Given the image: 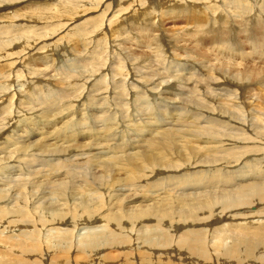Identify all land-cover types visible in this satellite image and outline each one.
<instances>
[{"label":"rangeland","instance_id":"374dc122","mask_svg":"<svg viewBox=\"0 0 264 264\" xmlns=\"http://www.w3.org/2000/svg\"><path fill=\"white\" fill-rule=\"evenodd\" d=\"M0 3H1L0 4V57H1L0 58V102H1L0 103V106H1L0 107V119L4 118V122L3 123L2 121L0 122V159H1L0 160V195H2V198L0 199V203H1L0 212L4 210H8L9 208H10L9 210H16V209L25 210L24 212H27L29 210L27 212L28 213L27 221H29L28 219H30V222H28L30 226L26 229L32 233L38 234L39 235V237L37 235L38 241L43 243L42 247H44V250H47V249L49 250L47 251V254L44 255V261L46 264H53V261L51 262V258H52L51 255L54 254L53 249H55L56 246L57 247L61 246L60 245L61 242L58 240L59 236L61 235H59L58 233H62L65 231L70 232L74 239V240L72 239L71 242L68 240L69 241L67 242L68 245H74L75 242H76L75 243L76 245L77 243L80 244L79 242H82L84 237L88 236L90 233L91 235L98 234L97 236L99 237H97V239H101V240H103V237L106 236V234L107 235L110 234L107 232H114L117 235L120 234L121 236L127 237L126 242L129 243L130 247L129 245L128 247L127 245H124L123 247L112 249L111 250L112 252L110 254L111 258H105L102 256L103 257L102 259L101 258L97 259L99 255L95 256L96 258L94 261H96V264L97 262L98 264L101 262H107L109 264H127V262H131V263L133 262V264L135 263L137 264V261H140L142 259V256H141L143 254L142 252H140L138 257L135 256L131 259L122 257L123 252L136 251L134 248L136 247L137 242L139 243V240L136 239L137 235H140V237H143L144 239L149 238L151 235L153 237L152 240H159V241L163 240V238H166L167 243H171V245L178 243V244H182L185 246L187 244L186 240L189 239V237H192L199 230L204 229L205 224H203L199 220H195L199 222L192 221L191 224H186L185 222L179 223L178 222L179 219H178L175 221V224H176V229H175L173 227L174 225L171 224V221L168 222L173 217H171L168 214H163V215L161 214V215H158V217H161L162 221L156 219L155 215L152 217V219H149L150 217L149 216L145 221H141L140 224H138L137 222L133 224L132 226V224L126 223L124 224L125 226L122 227L124 228V230H120V229H117V227L115 228L114 226H105L104 223L102 222H98L94 224H91V223L88 224L87 222H84L85 223L84 225L81 219L79 221H75L74 219L72 220V217H73L71 215L72 213H69V216H67V212H70L69 210L70 208L71 210L76 209V206L80 203L81 196L78 194V192L80 191L86 190L85 193L87 192L89 195L93 197L95 196L94 200L91 202L92 207L93 208L95 207L94 209L96 208L98 209L99 207L104 209L105 212H103V214H105L118 207L126 209V203L128 200L132 199L133 197L138 198V197H144V195H147L148 193L146 191H147V188H149L148 182L155 183V182H161L165 180H166L165 182H167L168 178L166 177H171V176L175 177V181H178L179 179H181V176L183 178L184 175L187 174V172H189L190 170L192 172V173L189 172L190 175H194L195 173L199 171H205V169H208L207 166L209 165H204L206 167H201L199 169L197 168L196 171L190 168V164L194 162L192 160L200 159L199 162L208 160V159L205 160V158H208V157L202 151H201L202 153L198 152L202 155L195 153L196 152L195 147L201 148V149H205L207 147L210 148L213 143L214 145L212 146V148H215L213 151L220 150V152L219 151L218 152L222 157L224 158L231 157L233 159H235V157H233V152L231 153V156L229 157L225 153L229 154L231 151L249 149L250 148L249 146H253V143L255 144V146H253V148L255 149L259 150V149L264 148V142H263L264 141V131L262 130L264 129V126L261 127V124L264 125V119H263L264 115L262 114V112H264V92H263L264 91V82H263L264 79L260 81L261 78H264V62H263L264 61V25H263L264 23V0H182V1L173 0L172 3L170 4H166L165 0H73L72 2L71 0H23V1L22 0H0ZM186 3H187V6L191 5L192 8L194 7L195 9H199V10L201 9L204 11L202 12L205 14V20H203L205 21V24L203 22L202 25L203 27L206 26L208 30L206 28L200 29L202 34L204 33L203 30L206 29L205 35L204 34L203 35L201 34L202 36L200 35V38L202 39V41H199L201 40L200 38H197V37L194 38L190 36L189 35L191 34L190 31L186 29L188 26H191L192 30H194L195 22L193 21L192 12L191 13L189 12L190 15L188 14V16L186 13H185L186 16H184L183 14L180 19L177 17L175 7L180 5L179 8L184 9L185 7H187ZM38 6L39 8L44 9L42 11V14L50 13L53 11H61V10H64L65 7H69L71 11L75 10V13L71 16L65 13L64 15L60 17V19L57 18L56 20L48 19L49 20L48 21L46 19V21L45 20L40 21V19H38L36 15H34L36 13L35 9H37ZM145 7L149 8V10L145 11V13L146 14L147 12L150 13L151 21L157 24L163 25V28L165 31L163 33L167 36V40L171 38H175V37H180L178 39L183 38L185 42H180L178 44L177 40H174V43H176L178 46L176 45L177 48L175 49L174 47V49L171 52L169 45L166 43V40L161 36L162 37V48L159 49L161 50V51H158L159 53L156 51L157 52L156 54V52L154 53V51H152V54H151L150 53L151 51L148 48H145V50H147L145 51L143 47L144 43L143 42H142L143 44L138 43V41H136L135 38L133 37L134 32L136 33V31L130 33V31H132L131 28L135 25H138L137 20H140L138 18V12L140 10H144ZM172 7L175 9H173ZM98 9L99 11H97ZM104 9H106V14L110 15V17L113 15V13L119 15L117 16V18H114L115 20H118L120 22V20L122 19L121 21L122 23H120L121 25L112 23L114 24L113 31L117 30L119 26H122V28L118 30L119 32H121V34L119 33H118L119 35L113 34V31L111 30L113 34L112 35L111 32L107 30V27L104 26L105 27V28L103 27L104 29L100 28V23H101L100 17L102 16L101 11ZM139 14H142V13H139ZM222 14H224L223 16L226 17L227 34L228 33L230 34L228 36L229 41L232 44V46L234 45L233 46L234 50L236 49L235 53L239 51L238 53L234 54L232 58L231 57L228 58L229 62H226V65L225 63L224 64L222 63L224 62V60H222L223 56H220V58L222 59L219 58V55H222L221 52L218 55L219 50H220L219 49L220 44L219 43L217 44L215 42H210L211 41L210 35L212 36V33H213V31H211L210 29H212L213 27L214 28L216 27L217 29L222 28V26L218 24H214V23L211 24L210 18L211 16H213L211 20H214V17H218ZM191 15L192 17L190 18ZM243 15L245 17H243ZM188 18H190V20ZM208 19L209 21H207L206 23V20ZM242 19H243V22H240ZM244 19L246 21H244ZM248 19L250 21H248ZM256 19H258L259 25L255 27V31H253L252 30L253 24H254L253 22ZM65 22L66 23L71 22V23L66 24ZM228 23L230 26H232L231 31L229 30L230 26L228 25ZM160 25H157V26L160 28ZM130 26L132 27L129 28ZM242 26L243 27L246 26L244 28L245 30L242 29L243 28ZM122 29L129 33L126 34ZM238 29L241 31H239ZM233 30H235L237 33L234 32ZM103 31L104 33L107 32V34H105L104 37L100 39V37L103 35L102 34ZM248 31L249 32L252 31L255 36L254 38L251 39V41L249 39V36L251 33H249ZM182 33L183 34L185 33L186 35L185 34L183 35ZM207 34H210V35H207ZM111 35L113 38L111 37ZM239 35L240 36L242 35V36L240 37ZM236 36H238V38ZM128 38L131 39L132 42ZM140 39L142 38H139L138 40ZM252 40L255 42L254 48H252V45H251ZM236 41L239 42V45L238 43H236ZM248 42H250V44H248ZM5 43H8V45L6 47H2L3 44ZM181 43L183 44L181 45ZM185 43H186V46H185ZM194 43L196 45H194ZM201 43H202V48H200ZM260 45L262 46L260 47ZM131 47L133 49H131ZM163 47L165 48V50L163 49ZM206 47L208 48L206 49ZM256 47L258 48L260 47V49ZM183 48H185L186 50ZM197 49H199V51ZM163 50L164 52L162 53ZM210 50L213 52H211ZM259 50L263 54L260 53ZM200 52H201V55L198 54ZM146 53H148V56H146L147 55ZM160 53L164 55L162 54L160 55ZM154 54L158 56L156 55L154 56ZM191 55H193V57ZM249 55L251 56L249 57ZM205 56H207V58ZM161 57L162 58L164 57V59H161ZM149 59H150V62H149ZM207 59H210V61ZM216 60L218 61V63ZM230 60L232 61L231 64H230L231 62ZM246 60H248L249 62ZM163 62H165V64ZM250 62L254 64L252 65L250 64ZM106 63L108 64L106 65ZM237 63L240 65L243 64L244 66L238 67L236 66ZM118 64L119 65L121 64V65L118 66ZM211 64L212 65L214 64V65L211 66ZM219 64L223 68L226 67L225 70H223L224 72L221 71L222 68L220 67ZM247 64H248V69L246 68ZM111 65L113 66V68L115 67V70L112 68ZM232 66L234 67L235 70L232 69L233 68ZM119 67L123 69L122 73L124 74V76L118 75V77L117 76L115 77L114 75H117L116 73H118ZM214 67H217L216 69H221L219 70L222 74L221 76H220L219 71L216 70ZM227 67H230V68L228 69ZM109 68L111 70H109ZM209 68H210L211 73L209 71ZM129 69L131 70L129 71ZM257 69L261 71H258ZM140 71L144 77L141 76ZM212 72L214 73L212 74ZM228 72L231 73V75ZM139 74L140 76L137 77ZM232 74L234 76H232ZM112 76L114 78H112ZM201 76H202V79H201ZM208 76H210L211 78ZM243 76L245 78L243 81L245 82V84L249 83L248 85H244L243 81L241 82L240 78L242 79ZM3 77L6 78V80H4ZM227 77L230 78V81L228 80ZM247 77L249 78V81ZM219 79L220 81L217 82ZM118 80L120 84L117 82ZM195 80H196V83H195ZM235 80L237 83L235 82ZM192 82L194 83L192 84ZM228 82H230V84H227ZM189 83H191L193 87H191ZM207 84L208 85L210 84L209 85L210 87ZM21 85H23V87ZM136 86L138 89L136 88ZM249 86L251 89L248 88ZM2 87L5 89V92H3L4 89H2ZM243 87H246L247 89L246 88L244 89ZM162 90L165 93H169V94H165ZM250 90H254L255 93L253 91L250 92ZM260 90L261 91L263 90L262 91L263 93H261ZM81 91L83 92L81 93ZM258 91H260V93H258ZM58 92H60L59 93L60 96L58 95ZM203 92H205V94ZM5 94L8 96H6ZM63 94L65 96L67 95L66 96L67 99H64L65 97ZM29 95L30 97H28ZM222 95H225V96L222 97ZM1 96L4 99H2ZM97 96L99 97L98 100H97ZM27 97L30 99H28ZM204 97H208L209 99L208 98L206 99ZM73 98H75L76 100H74ZM196 99H197V102H196ZM69 100L72 103L71 102L69 103ZM104 102H105V105H104ZM226 102H229L230 104L229 103L226 104ZM7 103H9V106H7ZM255 104H257V106ZM15 105L16 106L18 105V106L16 107ZM6 107L8 108L5 110L7 111V114L6 112L4 113V108ZM94 107L96 109H94ZM236 107H239V108L235 110ZM64 108L67 109L68 111L66 110L64 112ZM220 109L224 111L222 112L220 111ZM18 110H21L20 113L22 115L24 114L25 117L19 116L21 114L18 113L19 112ZM58 110H61L63 112H60ZM48 111L50 112L52 111L51 114ZM56 112H60V113L56 114ZM60 114L61 115L64 114L63 115L64 119H63V116H60ZM16 115L18 116L16 117ZM254 115H256L257 118L259 116V118L256 119ZM29 116H32V117L29 118ZM181 116L182 117L184 116L185 118L184 117L182 118ZM66 117H68V119H66L67 123L64 124V122L66 121L65 120ZM253 117L256 120L261 119L260 121H263V122H261L260 124L259 123L260 121L256 122V120ZM252 118L254 120H252ZM25 119L26 121H24ZM179 120H180V124L178 123ZM7 121L9 125L11 124L10 126H8ZM23 121L26 124L23 123ZM54 122L56 123V129H57L56 132L50 129V127L54 124ZM217 122H220V124ZM37 123H39L38 126H37ZM138 123H140V125ZM257 123H259L258 124L259 127ZM15 124L16 126H14ZM28 124H29V127H28ZM223 124L226 126H224ZM76 126L78 127L77 129H76ZM187 126L189 129L187 128ZM242 126L244 128H242ZM237 127L239 128V130ZM162 128L165 130L166 134L167 133L172 134L174 132L176 133V134L174 133L175 136L172 135L174 145L172 148L166 146L156 153L154 152V150H152L153 152L152 153L151 150L148 148V144L153 143V142L157 144L161 141V139H163L165 132L164 134H162L161 131H164ZM166 128H168L169 130L166 131ZM194 128H196V130ZM22 129H24L27 132V134L24 133L25 131H23ZM62 130L64 132V135H63ZM246 130L247 132H244ZM41 131L43 133L41 137L43 135L44 137H42L41 139L38 138V136L35 137L37 132H41ZM48 131H52L53 133L47 134ZM59 131L60 133H58ZM218 131H220V133ZM156 132L157 133L159 132V134H157ZM243 132H244V135H243ZM28 133H31V134L29 135ZM130 133L132 134L130 135ZM232 133L233 135H231ZM18 134L20 135L21 138L19 137ZM53 134H55L56 136ZM189 134H191L190 139L187 137ZM255 135L256 137H254ZM201 136L203 137V139ZM208 136H211V137H208ZM230 136L235 141L232 140ZM246 136L248 138H246ZM29 137L30 139L27 140ZM54 137H57V138H54ZM238 137H239V140H237ZM37 138L39 142L41 141L40 143L37 142ZM188 139L191 141H189ZM249 139H253L254 141H251ZM186 140H188L189 142H186ZM27 141H31V143L33 141H36V143L29 144V142ZM201 141L205 144V146H203L204 144H202ZM248 141H251L250 144ZM49 142L51 146L49 145ZM65 142H68V144ZM224 142L226 143V145ZM233 142H236V144ZM54 144L56 147H54ZM232 144L234 145V150H233ZM217 146L218 148H216ZM247 146L249 148H247ZM121 147H122V150H120ZM230 147L232 148L231 151H229L231 149ZM177 148L179 149L181 153L183 152L182 153L183 156L179 154ZM224 149H226V151ZM146 151H148V153H146ZM234 153H237V152H234ZM72 154H74V156ZM143 154H146V156L141 157ZM147 155H154L155 158L153 157L151 160L149 157H147ZM220 155H219V158L221 157ZM27 157L29 160L30 159L32 160L33 158L35 160L33 159L32 161L31 160L29 161L27 160ZM185 157L187 158V160ZM217 157H218V154H217ZM190 158L192 159L190 160ZM251 158L253 159L254 157L251 156L250 159ZM113 159H115V161H113ZM174 160L177 161V164H173ZM148 161L158 162L157 164H160V167H166L169 164H172V166L170 165L171 168L168 167L165 169L158 168V169H161L159 172H154L153 174H150L149 168L151 169V167H153L154 169H156L154 165H157V164L153 163L152 165ZM28 165L30 167H27ZM223 165H226V164H223ZM258 165L259 164L252 163L253 169L262 170V168H260L261 164L259 166ZM263 165L264 164H262V166ZM52 166H54L53 168L54 169L56 168L58 172L54 170ZM227 168L225 167V170H227ZM125 169H127L126 175H125V171H126ZM172 169L174 170L172 171ZM229 169L227 170V172L224 171L225 173L220 172L221 174L223 173L222 175L211 174V177L212 178H228L225 176V174L228 176H233L238 173L242 174L240 170V166L234 167V168L229 167ZM66 170L68 172H66ZM118 170H123V171H121V173H118L116 172ZM168 171H171V172L169 173ZM172 172L173 173L175 172V173L173 174ZM69 177H71V179ZM192 177L193 176H190V178ZM209 177L208 179H211ZM118 178L121 179L120 183H116L120 181L118 180ZM228 180L230 179H227L224 181L229 182ZM29 181L32 183H30ZM41 182L43 184H41ZM52 182H56V183L62 182L65 185L64 192L61 194L55 195L53 193V190L51 189ZM77 183L79 187H77ZM182 185L183 184L180 185L181 186L180 188H176L174 190L172 189L173 192L172 190H169L170 191L169 192L167 188L165 191L168 193L164 191L165 189L164 188L163 189L164 192L162 196L171 197L172 195V198H175L176 195L182 194L180 192H183V190H187V189H184L186 186L185 185L182 186ZM19 186H21L22 189L20 188L18 189L17 187ZM78 188L80 190H78ZM46 189L47 190L49 189V190L47 191ZM204 190L210 191L209 189H204ZM174 191L176 193H174ZM169 193H172V194L169 195ZM196 193L200 194L201 191L198 190ZM72 194L75 197L74 199L72 198L73 197ZM14 195L16 197H14ZM50 195L51 197H48ZM218 195H220L219 192H218ZM38 196L40 198H38ZM41 196H44L45 199H43ZM19 197L20 199H18ZM82 198H83V195H82ZM104 198H106V200ZM172 198L170 199L172 200ZM16 199H17V202H15ZM56 199L57 201L58 200L60 201L57 202ZM152 199L154 200V198ZM75 203L77 204L75 205ZM104 203L106 206L104 205ZM136 203L133 202L132 204H136ZM152 203L156 204L155 201ZM63 204H66L65 207L63 208L67 210H64V209L61 210L62 213L65 212L63 222L61 221V224L58 225L56 222L54 223L53 221V223L51 222L52 224L48 222L49 223L48 225L42 226L39 223L43 221L41 219L43 217H44L43 218L44 220L46 219L48 220L50 216L49 215L50 212L54 211L52 210L53 206H54L53 208H60V207L62 208ZM113 204H114V208H112ZM2 205H4L5 208ZM5 205H7L8 207L7 209ZM72 205H74V207ZM257 205L254 203V204H251L252 207L249 206L247 208L244 207V208L237 209L235 211L233 210V213L231 214L228 212L229 213L228 215L233 216L235 219H241L242 221L249 220L252 214H255L257 210H261L263 209L262 207H264V206L261 207L259 204ZM37 206H39V208H37L38 210L35 209ZM45 209H47L48 212H46ZM159 209H163V208L159 206ZM32 210L35 213H33ZM38 212H42L43 214L44 213L46 214L43 215L42 213H38ZM262 214H264V211L262 212ZM247 216H249V218ZM256 217L258 216H255L254 218ZM7 218L10 223L8 222ZM7 218L1 219L0 217V242H5V243L11 242L12 238L22 239V236L24 235L23 233L26 232L25 228L24 227L22 228V226L18 227V225H16L17 222L19 221L16 222L15 219L12 221L10 217H7ZM68 218L70 220L69 222H68ZM234 218H231V219L235 220ZM5 221L7 222L5 223ZM163 221H167V222H163ZM262 221H264V219ZM13 223L16 225V227H14L15 225ZM8 224H11V225H8ZM80 224L81 226H78ZM7 225H8V230H7ZM83 225L85 227H83ZM141 225H143L142 228H141ZM221 225H223V223L220 224L219 226ZM130 227H132L133 230ZM58 228H60V230ZM139 228H141L140 230H144L146 232L142 234V231L138 230ZM205 229L203 231H205ZM62 230H65V231H62ZM130 230L132 231L130 232ZM128 231H129V235H128ZM56 232H57V237H56ZM205 234L206 235L202 236V238H204L202 241V245L204 246V249L206 251V257L207 255H210L211 259L210 258L206 259L205 257H203V259H200L199 262H194L192 261V259L182 258L179 255L169 256L168 254H166L167 252H164V250L162 251L160 249H157L158 252H155L152 254V259L154 261H158V259L163 261L160 264H223V258L217 260L216 257H218V255H216V253L219 254L222 251L227 252L228 250L234 251L231 248L234 246L235 244L234 240L236 238L234 237L232 238L228 236L227 241L223 243L222 240L219 238L218 233H217L218 235L216 234L214 237L209 236L207 233ZM45 240H48L49 242L48 241L45 242ZM90 240H93V238ZM152 242L153 241L148 240L144 244L147 245V244H151ZM207 244L210 245V248H209V245ZM224 244H226L227 248L224 246ZM50 245H52L54 248L51 247ZM144 247H147V246H144ZM1 248L2 246L0 245V249ZM40 249H41V252H39V254L34 253L33 255L23 257L22 260L25 261L24 263L31 264L30 262L35 261V260H38L40 262L42 260V257L40 254H43V251H42L43 248H40ZM100 249H101V252L105 254L103 247ZM210 249L211 251H209ZM144 251H147V248H145ZM70 252L73 254L71 256H74L76 254L73 251V249L70 250ZM150 253H151V250H149L146 253V258L148 257L149 259H151ZM255 253H256L255 254L256 256L257 252ZM16 254H17L16 256H20L19 253H16ZM67 256L69 257L70 255L67 254ZM226 256L227 257L229 256L228 253ZM255 256L253 255L249 258V260L252 263L254 261V264L255 262L256 264H264L263 261L256 259ZM239 259L241 261L245 260L246 262L243 261L242 263L239 261ZM14 260L15 258H13L9 262H12ZM228 260L230 259L228 258ZM64 263H66V260L64 261ZM230 263L247 264L249 263V261L247 260V258L244 259V257L240 256L239 258H234L230 260Z\"/></svg>","mask_w":264,"mask_h":264},{"label":"bare ground","instance_id":"6f19581e","mask_svg":"<svg viewBox=\"0 0 264 264\" xmlns=\"http://www.w3.org/2000/svg\"><path fill=\"white\" fill-rule=\"evenodd\" d=\"M23 1V0H22ZM73 0H71V2H72ZM172 1L173 0H165V3L166 4H170V3H172ZM182 1V0H181ZM4 2V1H3ZM3 2H1V3H3ZM193 2V1H192ZM0 3V4H1ZM255 3H256V1H255ZM177 4V3H176ZM238 4V3H237ZM180 6V5H179ZM179 6H177V7H175L176 8V13H177V17L180 19L181 18V16L184 14V16H186L185 15V13L187 14V16H188V14H189V12L191 13L192 12V15H193V21L195 22H193L194 23V30H192V28H191V26H188L186 29L188 30V31H190V33L191 34H189L190 36H192V37H197V38H200V35L202 34V32L200 31V29H204V28H206L207 29V27L206 26H204L203 27V25H202V23L204 22V24H205V21H203V20H205V14L203 13L204 11L203 10H199V9H195L194 7L192 8L191 7V5H188L187 6V3H186V6L187 7H185L184 9H180L179 8ZM224 6V5H223ZM44 7H46V6H44ZM173 8V7H172ZM175 8H173V9H175ZM241 8V7H240ZM40 9H42V8H39V6L37 7V9H35V11H36V13L34 14V15H36V17L38 18V19H40V21L41 20H45L46 21V19L48 20H53V19H57V18H59L60 19V17L62 16V15H64L65 13L66 14H69L70 16L71 15H73L74 13H75V10H72L71 11V9H69V7H65V9L64 10H61V11H53V12H50V13H46V14H42V11L44 10V9H42V10H40ZM46 9V8H45ZM147 10H149V8L148 7H145L144 8V10H140L139 12H138V18L140 19V20H137L138 21V25H135V26H130L129 28H131V30L132 31H130V33H132V32H134V31H136V33L134 32V38H135V40L136 41H138V43H140V44H143V47H144V50H145V48H148V49H150V53L152 54V51H154V53L157 51H161V50H159L160 48H162V37L166 40V43L169 45V48H170V50H171V52H172V50L174 49V47H175V49L177 48L176 47V43H174V40H177V42H178V44L180 43V42H185L184 41V39L183 38H181V39H178V38H180V37H175V38H171V39H168L167 40V36L163 33V32H165L164 31V28H163V25H160V24H157V23H155V22H152L151 21V18H150V13L149 12H147V14L145 13V11H147ZM244 10V9H243ZM97 11H99V9L97 10ZM96 11V12H97ZM203 11V12H202ZM213 11V10H212ZM100 13V12H99ZM103 13V14H102ZM139 13H142V14H139ZM59 14H61V15H59ZM111 14V13H110ZM100 15V14H99ZM98 15V16H99ZM101 23H100V28H103L104 26L105 27H107V30L109 31V32H111V34H112V31H113V25L114 24H112V23H115V24H120V23H122L121 21H122V19L120 20V22L118 21V20H115L114 18H117V16H119V15H117V14H114L113 13V15L110 17V15H108V14H106V9H104V10H102L101 11ZM178 15H180V16H178ZM190 15V14H189ZM192 15L190 16V18L192 17ZM212 15V14H211ZM219 15V14H218ZM224 14H222V15H220V16H218V17H214V20H211V18L213 17V16H211V18H210V21H211V24L212 23H214V24H218V25H220V26H222V28L221 29H217L216 27L214 28H212V29H210L211 31H213V33H212V36L210 35L211 34V32H210V34H207V35H210V37H211V41L210 42H215V43H219L220 44V47H219V53H218V55L220 54V52H221V54L222 55H219V58H220V56H223V59L222 58H220V59H222V60H224V62H222L223 64L225 63V65H226V62H229V60H228V58H232L233 56H234V54H236V53H238V52H236L235 53V50H234V45L232 46V44L230 43V41H229V38H228V36L230 35L229 33L227 34V27H226V17L225 16H223ZM242 16V15H241ZM210 17V16H209ZM243 17H245L244 15H243ZM160 18V17H159ZM174 18V17H173ZM190 18H188L189 20H190ZM247 18V17H246ZM245 18V19H246ZM249 18V17H248ZM255 18V17H254ZM244 19V21H246ZM48 20V21H49ZM185 20V19H184ZM189 20H187V21H189ZM44 21V22H45ZM71 21V20H70ZM142 21V22H141ZM191 21H192V19H191ZM207 21H209V19L208 20H206V23H207ZM231 21V20H230ZM248 21H250L249 19H248ZM252 21H253V19H252ZM232 22V21H231ZM240 22H243V19L240 21ZM66 23V22H65ZM67 23H69V22H67ZM66 23V24H67ZM71 23V22H70ZM69 23V24H70ZM246 23H248V22H246ZM254 24H253V31H255V27H257L259 24H258V19H256V20H254V22H253ZM68 24V25H69ZM214 24H213V26H214ZM241 24V23H240ZM244 24V23H243ZM242 24V25H243ZM121 25V24H120ZM129 25V24H128ZM157 25H160V28L157 26ZM228 25H229V23H228ZM247 25V24H246ZM250 25H252V24H250ZM263 25H264V23H263ZM65 26H67V25H65ZM183 26V25H182ZM186 26V25H185ZM193 26V25H192ZM230 26V25H229ZM244 26V25H243ZM242 26V27H243ZM104 27V28H105ZM117 27V26H116ZM231 27L232 26H230V28H229V30L231 31L232 29H231ZM246 27V26H245ZM245 27H243L242 29H244ZM103 28V29H104ZM122 28V26H119L118 28H117V30H114L113 31V34H116V35H119V34H121V32H119L118 30H120ZM127 28V27H126ZM125 28V29H126ZM128 28V29H129ZM158 28H159V30H158ZM184 28V27H183ZM191 28V29H190ZM209 28V27H208ZM234 28V27H233ZM205 29V30H206ZM240 29V28H239ZM238 29V30H239ZM112 30V31H111ZM123 30V29H122ZM187 30H186V32H187ZM205 30H203L204 31V35H205ZM208 30V29H207ZM228 30V31H229ZM237 30V31H238ZM245 30V29H244ZM105 31V30H104ZM104 31H103V35L100 37V39H102L103 37H104V35L105 34H107V32H105L104 33ZM118 31V32H117ZM124 31V30H123ZM234 32H236L235 30H233ZM239 31H241V30H239ZM117 32V33H116ZM126 34L127 33H129V32H126V31H124ZM185 32V31H184ZM207 32H209V31H207ZM249 32V31H248ZM247 32V33H248ZM119 33V34H118ZM181 33V32H180ZM233 33V32H232ZM237 33V32H236ZM241 33V32H240ZM249 33H251L250 34V36H249V39H250V41H251V39L252 38H254L255 36H254V34H253V32L252 31H250ZM248 33V34H249ZM91 34V33H90ZM93 34V33H92ZM112 34V35H113ZM183 34V33H182ZM181 34V35H182ZM185 34V33H184ZM183 34V35H184ZM202 34V35H203ZM245 34V33H244ZM112 35H111V37H112ZM129 35V34H128ZM186 35V34H185ZM201 35V36H202ZM91 36V35H90ZM122 36V35H121ZM162 36V37H161ZM232 36H233V34H232ZM240 36V35H239ZM242 36V35H241ZM240 36V37H241ZM93 37V36H92ZM107 37V36H106ZM110 37V38H111ZM183 37V36H182ZM237 38H238V36H236ZM239 37V38H240ZM244 37V36H243ZM251 37V38H250ZM113 38V37H112ZM139 38H142V39H140V40H138ZM185 38V37H184ZM256 38H257V36H256ZM91 39V38H90ZM129 39V38H128ZM201 39V38H200ZM208 39V38H207ZM112 40V39H111ZM111 40H110V42H111ZM114 40V39H113ZM125 40H127V39H125ZM129 40H131V39H129ZM196 40V39H195ZM199 40V39H198ZM232 40V39H231ZM91 41H93V40H91ZM103 41V40H102ZM121 41V40H120ZM194 41V40H193ZM199 41H202V39L201 40H199ZM242 41V40H241ZM258 41V40H257ZM109 42V41H108ZM115 42V41H114ZM131 42H132V40H131ZM143 42V43H142ZM205 42V41H204ZM207 42V41H206ZM263 42V41H262ZM18 43V42H17ZM125 43V42H124ZM234 43H235V41H234ZM236 43H238V45H239V42L238 41H236ZM246 43V42H245ZM131 44V43H130ZM183 43H181V45H182ZM188 44H189V42H188ZM244 44V43H243ZM247 44V43H246ZM248 44H250V42H248ZM260 44V43H259ZM8 45V43H5V44H3V46L2 47H6ZM126 45V44H125ZM132 45V44H131ZM194 45H196L195 43H194ZM207 45V44H206ZM212 45H214V44H212ZM236 45V44H235ZM251 45H252V48H254V46H255V42L252 40V42H251ZM250 45V46H251ZM137 46V45H136ZM178 46V45H177ZM185 46H186V43H185ZM249 46V45H248ZM262 45H260V47H261ZM138 47V46H137ZM140 47V46H139ZM143 47H141V48H143ZM180 47V46H179ZM189 47V46H188ZM238 47V46H237ZM260 47L258 48V47H256V48H258V49H260ZM124 48V47H123ZM129 48V47H128ZM136 48V47H135ZM196 48V47H195ZM200 48H202V43H201V47ZM208 47H206V49H207ZM217 48V47H216ZM125 49V48H124ZM131 49H133L132 47H131ZM137 49V48H136ZM163 49L165 50V48L163 47ZM168 49V48H167ZM183 49H185V48H183ZM187 49H189V48H187ZM240 49V48H239ZM129 50V49H128ZM127 50V51H128ZM135 50V49H134ZM133 50V51H134ZM141 50V49H140ZM164 50L162 51V53L164 52ZM186 50V49H185ZM198 51H199V49H197ZM139 51V50H138ZM137 51V52H138ZM145 51H147V50H145ZM211 51V50H210ZM209 51V52H210ZM241 51V50H240ZM245 51H246V49H245ZM149 52V51H148ZM157 52H156V54H157ZM170 52V51H169ZM168 52V53H169ZM211 52H213V51H211ZM215 52H216V50H215ZM249 52V51H248ZM252 52V51H251ZM250 52V53H251ZM259 52L260 53H262L260 50H259ZM17 53V52H16ZM128 53V52H127ZM135 53V52H134ZM149 53V54H150ZM159 53V52H158ZM162 53H160V55L162 54ZM176 53V52H175ZM188 53H190V52H188ZM206 53H208V52H206ZM224 53V54H223ZM14 54V53H13ZM18 54V53H17ZM28 54V53H27ZM137 54V53H136ZM147 55L146 56H148V53H146ZM156 54H154V56L156 55ZM173 54V53H172ZM198 54H200L201 55V52L200 53H198ZM211 54V53H210ZM212 54H214V53H212ZM245 54H247V53H245ZM263 54V53H262ZM133 55V54H132ZM131 55V56H132ZM162 55H164V54H162ZM168 55V54H167ZM189 55V54H188ZM202 55H203V53H202ZM239 55V54H238ZM252 55V54H251ZM251 55H249V57L251 56ZM134 56V55H133ZM156 56H158V55H156ZM174 56V55H173ZM192 57H193V55H191ZM209 56V55H208ZM212 56V55H211ZM217 56V55H216ZM243 56V55H242ZM247 56V55H246ZM3 57V56H2ZM160 57V56H159ZM158 57V58H159ZM206 58H207V56H205ZM213 57H215V56H213ZM236 57V56H235ZM234 57V58H235ZM244 57V56H243ZM253 57V56H252ZM1 58V57H0ZM152 58V57H151ZM181 58H182V56H181ZM200 58V57H199ZM201 58H202V56H201ZM205 58V59H206ZM210 58V57H209ZM218 58V57H217ZM218 58V59H219ZM233 58V59H234ZM237 58V57H236ZM235 58V59H236ZM135 59V58H134ZM161 59H164V57L162 58L161 57ZM165 59H167V58H165ZM214 59V58H213ZM216 59V58H215ZM219 59V60H220ZM232 59V60H233ZM241 59V58H240ZM246 59V58H245ZM139 60V59H138ZM144 60V59H143ZM146 60V59H145ZM158 60V59H157ZM198 60V59H197ZM196 60V61H197ZM207 60H209L210 61V59H207ZM206 60V61H207ZM221 60V61H222ZM244 60V59H243ZM250 60H251V58H250ZM252 60H254V59H252ZM161 61H163V60H161ZM202 61H203V59H202ZM215 61V60H214ZM217 61V60H216ZM231 61V60H230ZM246 61H248V60H246ZM17 62V61H16ZM147 62V61H146ZM149 62H150V59H149ZM213 62V61H212ZM243 62V61H242ZM249 62V61H248ZM253 62V61H252ZM264 62V61H263ZM116 63V62H115ZM120 63V62H119ZM125 63V62H124ZM164 64H165V62H163ZM202 63V62H201ZM207 63V62H206ZM209 63H211V62H209ZM217 63H218V61H217ZM220 63V62H219ZM221 63V64H222ZM232 63V61L230 62V64ZM108 63H106V65H107ZM117 64V63H116ZM115 64V65H116ZM127 64V63H126ZM161 64V63H160ZM204 64H205V62H204ZM215 64H216V62H215ZM229 64V65H230ZM250 64H252L251 62H250ZM254 64V63H253ZM252 64V65H253ZM105 65V66H106ZM121 65V64H120ZM119 64H118V66H120ZM125 65V64H124ZM131 65V64H130ZM129 65V66H130ZM214 65V64H213ZM212 64H211V66H213ZM220 65V64H219ZM110 66V65H109ZM112 66V65H111ZM164 66V65H163ZM166 66V65H165ZM193 66V65H192ZM207 66H209V65H207ZM236 66H244L243 64L242 65H240V64H238L237 63V65ZM235 66V67H236ZM107 67V66H106ZM127 67V66H126ZM218 67V66H217ZM217 67H214L215 69L217 68ZM220 67H221V65H220ZM233 67V66H232ZM251 67V66H250ZM112 68H113V66H112ZM118 68V67H117ZM158 68V67H157ZM213 68V69H214ZM219 68V67H218ZM222 68V70L221 69H216V70H221L222 72H224L223 70H225V68H223V67H221ZM228 69L230 68V67H227ZM246 68L248 69V64H247V66H246ZM254 68V67H253ZM114 70H115V67L113 68ZM143 69V68H142ZM155 69V68H154ZM160 69V68H159ZM207 69H208V67H207ZM212 69V70H213ZM232 69H234V67L232 68ZM231 69V70H232ZM242 69V68H241ZM246 69V70H247ZM259 69V68H258ZM257 69V70H258ZM262 69V68H261ZM106 70V69H105ZM109 70H111L110 68H109ZM117 70V69H116ZM119 71H118V73H116L117 75H114L115 77L117 76L118 77V75L119 76H124V74L122 73L123 71V69H121L120 67H119V69H118ZM125 70H126V68H125ZM131 69H129V71H130ZM158 70V69H157ZM163 70V69H162ZM205 70V69H204ZM230 70V71H231ZM235 70V69H234ZM239 70V69H238ZM245 70V71H246ZM156 71V70H155ZM166 71V70H165ZM169 71V70H168ZM209 71H210V68H209ZM258 71H261V70H258ZM7 72H8V70H7ZM139 72V71H138ZM157 72V71H156ZM215 72V71H214ZM214 72H212V74L214 73ZM232 72V71H231ZM128 73V72H127ZM126 73V74H127ZM158 73V72H157ZM210 73H211V71H210ZM216 73V72H215ZM218 73V72H217ZM219 73H220V76L222 75L221 74V72L219 71ZM225 73H226V71H225ZM229 73V72H228ZM233 73V72H232ZM235 73V72H234ZM110 74V73H109ZM140 74H141V71H140ZM140 74L137 76V77H139L140 76ZM160 74V73H159ZM163 74V73H162ZM161 74V75H162ZM230 75H231V73H229ZM262 74V73H261ZM7 75V74H6ZM112 75V74H111ZM207 75V74H206ZM245 75V74H244ZM255 75V74H254ZM253 75V76H254ZM105 76V75H104ZM141 76H143L142 74H141ZM171 76V75H170ZM212 76V75H211ZM232 76H234L233 74H232ZM246 76V75H245ZM260 76V75H259ZM8 77V76H7ZM135 77V76H134ZM136 77V78H137ZM144 77V76H143ZM176 77V76H175ZM208 77H210V76H208ZM230 77V76H229ZM249 77V76H248ZM247 77V79H248V81H249V78ZM261 77V76H260ZM4 78V77H3ZM111 78V77H110ZM112 78H114L113 76H112ZM129 78H131V77H129ZM133 78V77H132ZM141 78V77H140ZM178 78V77H177ZM199 78V77H198ZM205 78V77H204ZM206 78H207V76H206ZM211 78V77H210ZM219 78V77H218ZM228 78V77H227ZM226 78V79H227ZM231 78V77H230ZM230 78H228V80L230 81ZM234 78V77H233ZM232 78V79H233ZM237 78V77H236ZM253 78V77H252ZM256 78V77H255ZM119 79V78H118ZM122 79H123V77H122ZM121 79V80H122ZM126 79V78H125ZM200 79V78H199ZM201 79H202V76H201ZM216 79V78H215ZM220 79H222V78H220ZM220 79L217 81V82H219L220 81ZM245 78H244V76H243V78L241 79L240 78V80H241V82L244 80ZM258 79H260V78H258ZM257 79V80H258ZM262 79H264V78H261V80L260 81H262ZM4 80H6V78H4ZM113 80H115V79H113ZM139 80V79H138ZM183 80V79H182ZM95 81V80H94ZM126 81V80H125ZM140 81V80H139ZM159 81V80H158ZM175 81H176V79H175ZM194 81V80H193ZM223 81V80H222ZM247 81V82H248ZM254 81V80H253ZM118 83H119V80L117 81ZM127 82V81H126ZM133 82V81H132ZM135 82V81H134ZM141 82V81H140ZM187 82V81H186ZM191 82V81H190ZM215 82V81H214ZM235 82H236V80H235ZM244 82V81H243ZM258 82V81H257ZM264 82V81H263ZM117 83V84H118ZM149 83V82H148ZM194 82H192V84H193ZM195 83H196V80H195ZM237 83V82H236ZM239 83V82H238ZM25 84V83H24ZM112 84V83H111ZM120 84V83H119ZM129 84V83H128ZM131 84V83H130ZM134 84V83H133ZM132 84V85H133ZM142 84V83H141ZM151 84V83H150ZM149 84V85H150ZM159 84V83H158ZM162 84V83H161ZM190 85H191V83H189ZM189 84H188V86H189ZM211 84V83H210ZM209 84V85H210ZM219 84V83H218ZM227 84H230V82H228ZM232 84V83H231ZM249 83H247V84H245V82H244V85H248ZM20 85V84H19ZM127 85V84H126ZM153 85V84H152ZM208 85V84H207ZM207 85H205V86H207ZM208 85V86H209ZM22 87H23V85H21ZM25 86V85H24ZM78 86V85H77ZM147 86V85H146ZM214 86V85H213ZM218 86V85H217ZM220 86V85H219ZM235 86V85H234ZM135 87V86H134ZM142 87V86H141ZM145 87V86H144ZM169 87V86H168ZM191 87H193L192 85H191ZM210 87V86H209ZM13 88V87H12ZM59 88V87H58ZM62 88V87H61ZM91 88V87H90ZM109 88V87H108ZM107 88V89H108ZM112 88V87H111ZM114 88V87H113ZM136 88H137V86H136ZM143 88V87H142ZM188 88V87H187ZM244 89L246 88V87H243ZM242 88V89H243ZM248 88H250V86L248 87ZM253 88V87H252ZM2 89H4L3 87H2ZM64 89H65V87H64ZM63 89V90H64ZM138 89V88H137ZM186 89V88H185ZM194 89V88H193ZM204 89H205V87H204ZM247 89V88H246ZM251 89V88H250ZM7 90V89H6ZM21 90V89H20ZM24 90H25V88H24ZM55 90V89H54ZM62 90V91H63ZM90 90V89H89ZM92 90V89H91ZM114 90V89H113ZM216 90H217V88H216ZM27 91V90H26ZM50 91H51V89H50ZM50 91H49V93H50ZM56 91V90H55ZM88 91V90H87ZM139 91V90H138ZM150 91V90H149ZM163 91V90H162ZM161 91V92H162ZM169 91H170V89H169ZM168 91V92H169ZM187 91V90H186ZM254 92L255 93V91L254 90H250V92ZM261 91V90H260ZM260 91H258V93H260ZM263 91V90H262ZM261 91V93H263ZM2 92V91H1ZM3 92H5V89H4V91ZM24 92V91H23ZM65 92V91H64ZM83 91H81V93H82ZM91 92V91H90ZM94 92H96V91H94ZM106 92H108V91H106ZM164 92V91H163ZM15 93V92H14ZM19 93V92H18ZM25 93V92H24ZM54 93V92H53ZM59 93L60 92H58V95H59ZM63 93V92H62ZM61 93V94H62ZM88 93V92H87ZM93 93V92H92ZM97 93H98V91H97ZM165 93V92H164ZM204 94H205V92H203ZM7 94V93H6ZM5 94V95H6ZM65 94V93H64ZM63 94V95H64ZM80 94V93H79ZM85 94H86V92H85ZM100 94V93H99ZM165 94H169V93H165ZM173 94V93H172ZM203 94V95H204ZM219 94V93H218ZM4 95V94H3ZM18 95V94H17ZM82 95V94H81ZM97 95V94H96ZM147 95V94H146ZM217 95V94H216ZM221 95V94H220ZM6 96H8V95H6ZM15 96V95H14ZM57 96V95H56ZM60 96V95H59ZM67 96V95H66ZM65 95H64V99H67V97H66ZM93 96V95H92ZM101 96V95H100ZM174 96V95H173ZM198 96V95H197ZM223 96H225V95H222V97ZM2 97V96H1ZM11 97H13V96H11ZM28 97H30V95L28 96ZM27 97V98H28ZM62 97V96H61ZM69 97V96H68ZM72 97H74V96H72ZM77 97V96H76ZM86 97V96H85ZM84 97V98H85ZM195 97V96H194ZM200 97H202V96H200ZM199 97V98H200ZM71 98V97H70ZM98 96H97V100H98ZM198 98V99H199ZM204 98H208V97H204ZM211 98V97H210ZM228 98V97H227ZM259 98V97H258ZM2 99H4L3 97H2ZM7 99H9V98H7ZM13 99V98H12ZM28 99H30V98H28ZM31 99H33V98H31ZM56 99H58V98H56ZM74 100H76L75 98H73ZM83 99V98H82ZM192 99V98H191ZM195 99V98H194ZM201 99V98H200ZM203 99V98H202ZM209 99V98H208ZM212 99V98H211ZM60 100V99H59ZM63 100V99H62ZM71 100V99H70ZM69 100V103L71 102ZM80 100V99H79ZM78 100V101H79ZM106 100V99H105ZM205 100V99H204ZM216 100V99H215ZM225 100V99H224ZM227 100V99H226ZM248 100V99H247ZM259 100H261V99H259ZM4 101V100H3ZM24 101V100H23ZM88 101V100H87ZM142 101V100H141ZM191 101V100H190ZM201 101V100H200ZM221 101V100H220ZM229 101V100H228ZM83 102V101H82ZM196 102H197V99H196ZM202 102V101H201ZM211 102V101H210ZM231 102H232V100H231ZM248 102H250V101H248ZM1 103V102H0ZM19 103H21V102H19ZM26 103H28V102H26ZM72 103V102H71ZM87 103V102H86ZM106 103H107V101H106ZM227 103H229V102H226V104ZM17 104V103H16ZM213 104V103H212ZM223 104V103H222ZM230 104V103H229ZM232 104V103H231ZM254 104V103H253ZM78 105V104H77ZM104 105H105V102H104ZM201 105V104H200ZM208 105V104H207ZM246 105V104H245ZM247 105H249V104H247ZM256 106H257V104H255ZM7 106H9V103H7ZM11 106V105H10ZM16 106V105H15ZM18 106V105H17ZM16 106V107H17ZM74 106V105H73ZM185 106V105H184ZM222 106V105H221ZM220 106V107H221ZM229 106V105H228ZM1 107V106H0ZM13 107V106H12ZM63 107H65V106H63ZM176 107H178V106H176ZM204 107V106H203ZM224 107V106H223ZM232 107V106H231ZM235 107V106H234ZM260 107V106H259ZM258 107V108H259ZM49 108V107H48ZM48 108H47V110H48ZM68 108V107H67ZM193 108H194V106H193ZM218 108V107H217ZM225 108V107H224ZM237 108H239V107H236L235 108V110L237 109ZM258 108H256V109H258ZM261 108V107H260ZM259 108V109H260ZM6 109H8L7 107L6 108H4V113L6 112V114H7V111H5ZM69 109V108H68ZM81 109H82V107H81ZM94 109H96L95 107H94ZM233 109V108H232ZM17 110V109H16ZM40 110V109H39ZM67 109H65L64 108V112L66 111ZM98 110V109H97ZM228 110V109H227ZM19 112L18 113H20V111L21 110H18ZM58 111H60V112H63V111H61V110H58ZM68 111V110H67ZM156 111V110H155ZM220 111H222L221 109H220ZM224 111V110H223ZM222 111V112H223ZM240 111V110H239ZM245 111V110H244ZM251 111V110H250ZM13 112V111H12ZM40 112V111H39ZM48 112H50V111H48ZM52 112V111H51ZM51 112H50V114H51ZM60 112H56V114L58 113H60ZM261 112H262V110H261ZM23 113V112H22ZM44 113V112H43ZM45 113H46V111H45ZM54 113H55V111H54ZM80 113V112H79ZM234 113V112H233ZM241 113V112H240ZM2 114H3V112H2ZM21 114V113H20ZM26 114V113H25ZM62 114V113H61ZM60 114V116H63V115H61ZM76 114V113H75ZM193 114V113H192ZM243 114V113H242ZM262 114L264 115V112H262ZM19 115V114H18ZM18 115H16V117L18 116ZM66 115V114H65ZM179 115V114H178ZM239 115V114H238ZM251 115V114H250ZM19 116H24V114L22 115H19ZM28 116V115H27ZM27 116H26V118H27ZM46 116H48V115H46ZM180 116V115H179ZM25 117V116H24ZM30 117H32V116H29V118ZM53 117V116H52ZM51 117V118H52ZM57 117V116H56ZM69 117V116H68ZM68 117H66L65 118V120L66 119H68ZM176 117V116H175ZM182 117V116H181ZM184 117V116H183ZM182 117V118H183ZM189 117H191V116H189ZM254 117H256V119H258L259 118V116H258V118H257V116L256 115H254ZM253 117V118H254ZM11 118V117H10ZM23 118V117H22ZM51 118H49V119H51ZM54 118V117H53ZM61 118V117H60ZM177 118V117H176ZM185 118V117H184ZM209 118V117H208ZM224 118V117H223ZM252 118V120H254ZM262 118V117H261ZM9 119V118H8ZM63 119H64V116H63ZM62 119V120H63ZM79 119H80V117H79ZM100 119H102V118H100ZM179 119H180V117H179ZM255 119V120H256ZM263 119H264V117H263ZM29 120V119H28ZM35 120V119H34ZM58 120V119H57ZM56 120V121H57ZM70 120V119H69ZM77 120V119H76ZM107 120V119H106ZM261 119H259V120H256V122H258V121H260ZM2 121V123L4 122V118H1L0 119V122ZM24 121H26V119L24 120ZM23 121V123H25ZM37 121V120H36ZM35 121V122H36ZM64 121V120H63ZM71 121V120H70ZM199 121V120H198ZM12 122V121H11ZM10 122V123H11ZM38 122V121H37ZM41 122H42V120H41ZM58 122V121H57ZM62 122V121H61ZM77 122V121H76ZM167 122V121H166ZM171 122V121H170ZM173 122V121H172ZM185 122V121H184ZM200 122V121H199ZM234 122V121H233ZM261 122H263V121H260L259 123L261 124ZM1 123V124H2ZM33 123V122H32ZM59 123V122H58ZM65 123H67V120L64 122V124ZM107 123V122H106ZM151 123V122H150ZM179 124H180V120H179V122H178ZM186 123V122H185ZM190 123V122H189ZM193 123V122H192ZM217 123H219L220 124V122H217ZM259 123H257V125L259 124ZM7 124H8V126H10L9 125V123H8V121H7ZM13 124V123H12ZM26 124V123H25ZM38 124L39 123H37V126H38ZM61 124H63V123H61ZM79 124V123H78ZM117 124V123H116ZM139 125H140V123H138ZM145 124V123H144ZM161 124V123H160ZM159 124V125H160ZM171 124V123H170ZM182 124V123H181ZM213 124V123H212ZM236 124V123H235ZM256 124V123H255ZM21 125H22V123H21ZM34 125V124H33ZM52 125V124H51ZM143 125V124H142ZM151 125V124H150ZM192 125V124H191ZM210 125V124H209ZM209 125H208V127H209ZM224 125V124H223ZM252 125H254V124H252ZM14 126H16V124L14 125ZM62 126H64V125H62ZM75 126V125H74ZM147 126H148V124H147ZM204 126V125H203ZM224 126H226V125H224ZM251 126V125H250ZM256 126V125H255ZM264 125H262L261 124V127H263ZM24 127V126H23ZM26 127H27V125H26ZM28 127H29V124H28ZM150 127V126H149ZM155 127H156V125H155ZM195 127H197V126H195ZM214 127V126H213ZM229 127V126H228ZM231 127V126H230ZM253 127V126H252ZM258 127H259V125H258ZM40 128V127H39ZM62 128V127H61ZM70 128V127H69ZM78 127L76 126V129H77ZM108 128V127H107ZM158 128H160V127H158ZM174 128V127H173ZM187 128H188V126H187ZM193 128V127H192ZM222 128H223V126H222ZM238 128V127H237ZM242 128H244L243 126H242ZM21 129V128H20ZM28 129V128H27ZM26 129V130H27ZM30 129V128H29ZM50 129H52L53 131H57V129H56V123L54 122V124L50 127ZM63 129V128H62ZM163 129V128H162ZM189 129V128H188ZM195 130H196V128H194ZM200 129H202V128H200ZM217 129V128H216ZM258 129V128H257ZM12 130V129H11ZM23 131H25L24 129H22ZM66 130V129H65ZM71 130H72V128H71ZM144 130H145V128H144ZM164 130V129H163ZM167 130H169L168 128H166V131ZM238 130H239V128H238ZM260 130V129H259ZM263 131H264V129H262ZM74 131H75V129H74ZM73 131V132H74ZM87 131V130H86ZM108 131V130H107ZM160 131H161V129H160ZM176 131V130H175ZM200 131V130H199ZM203 131V130H202ZM6 132V131H5ZM14 132V131H13ZM30 132V131H29ZM54 132V133H55ZM62 132H63V130H62ZM70 132V131H69ZM68 132V133H69ZM78 132V131H77ZM96 132V131H95ZM162 132V134H164V132H165V130L164 131H161ZM160 132V133H161ZM189 132V131H188ZM219 133H220V131H218ZM217 132V133H218ZM237 132V131H236ZM244 132H247V130L246 131H244ZM244 132H243V135H244ZM24 133H26L27 134V132L25 131ZM23 133V134H24ZM46 133V132H45ZM51 133H53L52 131H48V133L47 134H51ZM58 133H60V131L58 132ZM157 133V132H156ZM175 133V132H174ZM174 133H172V134H170V133H167L166 134V132H165V135H164V137H163V139H161V141L159 142V143H155V142H153V143H149L148 144V148L151 150V152H152V150H154V152L156 153V152H159L162 148H164V147H173V136H175L174 135ZM223 133V132H222ZM226 133V132H225ZM229 133V132H228ZM241 133V132H240ZM249 133V132H248ZM258 133V132H257ZM29 135L31 134V133H28ZM43 133H42V131L41 132H37V134H36V136L35 137H37L38 136V138H42V137H44V135L41 137V135H42ZM74 134V133H73ZM73 134H71V135H73ZM85 134V133H84ZM132 133H130V135H131ZM154 134V133H153ZM157 134H159V132L157 133ZM161 134V135H162ZM176 134V133H175ZM184 134V133H183ZM196 134H198V133H196ZM195 134V135H196ZM202 134V133H201ZM212 134V133H211ZM236 134V133H235ZM247 134V133H246ZM245 134V135H246ZM253 134V133H252ZM251 134V135H252ZM254 134H255V132H254ZM253 134V135H254ZM14 135H15V133H14ZM17 135V134H16ZM19 135V134H18ZM28 135V136H29ZM53 135H55V134H53ZM63 135H64V132H63ZM173 135V136H172ZM182 135V134H181ZM190 135L191 134H189L187 137L190 139ZM231 135H233V133L231 134ZM239 135V134H238ZM26 136V135H25ZM56 136V135H55ZM60 136V135H59ZM77 136V135H76ZM108 136V135H107ZM184 136V135H183ZM194 136V135H193ZM203 136H205V135H203ZM248 136V135H247ZM246 136V138H248ZM18 137V136H17ZM19 137H20V135H19ZM46 137V136H45ZM47 137H49V136H47ZM63 137V136H62ZM78 137V136H77ZM145 137V136H144ZM144 137H143V139H144ZM151 137V136H150ZM197 137V136H196ZM202 137V136H201ZM208 137H211V136H208ZM214 137V136H213ZM231 137V136H230ZM254 137H256V135L254 136ZM263 137V136H262ZM21 138V137H20ZM38 138H37V142H39L38 141ZM54 138H57V137H54ZM61 138V137H60ZM59 138V139H60ZM66 138V137H65ZM84 138V137H83ZM152 138V137H151ZM181 138H182V136H181ZM199 138H200V136H199ZM250 138V137H249ZM30 139V137L27 139V140H29ZM36 139V138H35ZM34 139V140H35ZM39 139V140H40ZM47 139V138H46ZM75 139V138H74ZM175 139H176V137H175ZM186 139V138H185ZM188 139V140H189ZM192 139V138H191ZM202 139H203V137H202ZM231 139H232V137H231ZM236 139V138H235ZM261 139V138H260ZM13 140V139H12ZM53 140V139H52ZM64 140V139H63ZM67 140V139H66ZM69 140V139H68ZM186 140V142H189V141H191V140ZM230 140V139H229ZM232 140H234V139H232ZM237 140H239V137L237 138ZM249 140H251V141H254L253 139H249ZM256 140V139H255ZM25 141V140H24ZM44 141V140H43ZM57 141V140H56ZM55 141V142H56ZM78 141H79V139H78ZM103 141V140H102ZM121 141V140H120ZM123 141V140H122ZM125 141V140H124ZM145 141H147V140H145ZM231 141V140H230ZM235 141V140H234ZM251 141H248L249 142V144H250V142ZM27 142H29V144L31 143V141H27ZM41 142V141H40ZM39 142V143H40ZM51 142V141H50ZM50 142H49V145H50ZM58 142V141H57ZM69 142V141H68ZM68 142H65V143H67L68 144ZM71 142V141H70ZM88 142V141H87ZM139 142V141H138ZM181 142V141H180ZM202 142V141H201ZM207 142H209V141H207ZM232 142V141H231ZM245 142V141H244ZM264 142V141H263ZM33 144H35L36 143V141H33L32 142ZM31 143V144H32ZM52 143V142H51ZM62 143V142H61ZM64 143V142H63ZM77 143V142H76ZM123 143V142H122ZM128 143V142H127ZM182 143V142H181ZM197 143H198V141H197ZM225 143V142H224ZM233 143H235L236 144V142H233ZM246 143H247V141H246ZM46 144V143H45ZM72 144H73V142H72ZM71 144V145H72ZM176 144V143H175ZM193 144V143H192ZM201 144V143H200ZM202 144H204L203 142H202ZM231 144V143H230ZM252 144V143H251ZM263 144V143H262ZM23 145V144H22ZM21 145V146H22ZM37 145V144H36ZM48 145V146H49ZM85 145V144H84ZM108 145V144H107ZM127 145V144H126ZM161 145V146H160ZM208 145H210V144H208ZM214 144L212 143V146H213ZM225 145H226V143H225ZM233 145V144H232ZM257 145V144H256ZM24 146V145H23ZM25 146H27V145H25ZM51 146V145H50ZM65 146V145H64ZM67 146H69V145H67ZM122 146V145H121ZM124 146V145H123ZM203 146H205V144L203 145ZM212 146L209 148V147H207V148H205V149H201V148H197V147H195V149H196V152L195 153H197V154H200V153H198V152H203V153H205L206 155H207V157L208 158H205V160L206 159H208V160H206V161H200L199 162V160L198 159H195V160H192V161H194L193 163H191L190 164V168H192V169H194V171H196L197 170V168L199 169V168H201V167H206V166H204V165H209V166H207V168L208 169H205V171H199V172H197V173H195L194 175H190V173H192L191 172V170L189 171V172H187V174H185L184 175V177L182 178V176H181V179H179L178 181H175V177H173V176H171V177H166V178H168V180H167V182H165V181H161V182H155V183H153V182H148V186H149V188H147V195H144V197H133L132 199H130V200H128L127 201V203H126V209L125 208H119L118 206V208H116V209H114V210H111L110 212H108V213H105V214H103V212H105V210L104 209H102V208H100L99 207V205H98V207L100 208H96V209H94L93 207H92V204H91V202L94 200V197L93 196H91V195H89L87 192L85 193V191H80V192H78V194L81 196L80 198H81V201H80V203L76 206V209H72L71 210V208L69 209L70 210V212H67V216H69V213H72L71 215L73 216L72 217V220L74 219L75 221H79L80 219L82 220V222H83V224L85 225V223L84 222H87L88 224H94V223H98V222H102V223H104V225L105 226H114L115 228L117 227V229H120V230H124V228H122L123 226H125L124 224H126V223H130V224H132V226H133V224H135V223H137L138 222V224H140V222L141 221H145L149 216V219H152V217L155 215V218L156 219H158V220H161V217H158V215H163V214H168V215H170L171 217H173L172 219H170L168 222H170L171 221V224H173L174 226V228L176 229V224H175V221L176 220H178L179 219V223H182V222H185L186 224H191L192 223V221H195V220H199V221H201L203 224H205L204 226H205V228H207V229H205V231H203L204 229H202V230H199L197 233H195L192 237H189V239H187L186 240V245L184 246V245H182V244H174V245H171V243H167V241H166V238H163V240H161V241H159V240H152V236L150 235V237L149 238H146V239H144L143 237H140V235H137V237H136V239L137 240H139V243L137 242V245H136V247L134 248L136 251H138V252H136V251H127V252H123V255H122V257H126V258H129V259H131V258H133V257H138L139 256V254H140V252H142L143 254L141 255L142 256V259L140 260V261H137V264H160V263H162L163 261H161V260H159L158 259V261H154L153 259H152V254L153 253H155V252H158L157 251V249H160V250H164V252H167L166 254H168L169 256H177V255H179V256H181L182 258H187V259H192V261H194V262H199V260L200 259H203V257H205L206 259H209L210 258V255H207V257H206V251H205V249H204V246L202 245V241H203V239L204 238H202V236H204V235H206L205 233H207L209 236H212V237H214L217 233L219 234V238L222 240V242L223 243H225V241H227V238H228V236L229 237H234V238H236L235 240H234V242H235V244H234V246L231 248V249H233L234 251H232V250H228L227 252H225V251H222L221 253H216V255H218V257H216L217 258V260H219V259H221V258H223V264H233V263H230V260H232V259H234V258H239L240 256L241 257H244V259H246L247 258V260L249 261V263H247V264H254V261H253V263L249 260V258L251 257V256H255V252H257V255L255 256V258L256 259H259L260 261H263L264 262V256H263V254H264V221H262L263 219H264V214H262V212L264 211V207H262V206H264V165L262 166V164H264V148H262V149H255V148H253V146H255V144L253 143V146H247V148H249V149H244V150H236V151H231L232 150V148L229 150V151H231L229 154H227V153H225L226 155H228V157L229 156H231V153L233 152V157H235V159H233V158H231V157H229V158H224V157H222L220 154H219V152H220V150H216V151H213L215 148H212ZM221 146V145H220ZM9 147V146H8ZM33 147V146H32ZM54 147H56L55 146V144H54ZM137 147V146H136ZM233 147V150H234V145L232 146ZM252 147V148H251ZM13 148V147H12ZM26 148V147H25ZM28 148V147H27ZM73 148V147H72ZM89 148V147H88ZM138 148V147H137ZM170 148V149H171ZM183 148H185V147H183ZM216 148H218V146L216 147ZM226 148V147H225ZM236 148V147H235ZM261 148V147H260ZM9 149V148H8ZM30 149V148H29ZM34 149V148H33ZM56 149V148H55ZM69 149V148H68ZM240 149V148H239ZM11 150V149H10ZM25 150V149H24ZM36 150V149H35ZM85 150H86V148H85ZM120 150H122V147H121V149ZM148 150V149H147ZM177 150H178V152H179V154L180 155H182V153L179 151V149L177 148ZM225 151H226V149H224ZM223 150V151H224ZM26 151V150H25ZM60 151V150H59ZM63 151V150H62ZM104 151V150H103ZM182 151V150H181ZM219 151V152H218ZM27 152V151H26ZM187 152V151H186ZM201 152V153H202ZM234 152H237V153H234ZM55 153V152H54ZM107 153V152H106ZM125 153V152H124ZM146 153H148V151H146ZM153 153V152H152ZM155 153H154V155H155ZM63 154V153H62ZM65 154V153H64ZM89 154V153H88ZM104 154V153H103ZM177 154V153H176ZM178 154V155H179ZM216 154V155H215ZM217 154H218V157H217ZM49 155V154H48ZM57 155V154H56ZM73 156H74V154H72ZM71 155V156H72ZM93 155V154H92ZM108 155V154H107ZM154 155H147V157H149L151 160H152V158L154 157L155 158V156ZM171 155V154H170ZM200 155H202V154H200ZM219 155L221 156L220 158H219ZM28 156V155H27ZM37 156V155H36ZM45 156V155H44ZM59 156H61V155H59ZM77 156V155H76ZM97 156V155H96ZM146 156V154H143L141 157H145ZM175 156V155H174ZM183 156V155H182ZM181 156V157H182ZM190 156V155H189ZM205 156V155H204ZM254 157L253 159L251 158L250 159V157ZM140 157V158H141ZM176 157V156H175ZM195 157H196V155H195ZM226 157V156H225ZM255 157H256V159H255ZM13 158V157H12ZM30 158V157H29ZM67 158V157H66ZM104 158V157H103ZM186 158V157H185ZM34 159V158H33ZM32 159V160H33ZM37 159V158H36ZM72 159V158H71ZM87 159V158H86ZM183 159V158H182ZM181 159V160H182ZM192 158H190V160H191ZM1 160V159H0ZM19 160V159H18ZM27 160H29L28 159V157H27ZM31 160V159H30ZM29 160V161H30ZM31 160V161H32ZM35 160V159H34ZM42 160H44V159H42ZM41 160V161H42ZM51 160V159H50ZM74 160V159H73ZM100 160V159H99ZM105 160V159H104ZM176 160H178V159H176ZM176 160H174V162H173V164H177V161ZM186 160H187V158H186ZM25 161V160H24ZM63 161V160H62ZM66 161V160H65ZM64 161V162H65ZM70 161V160H69ZM113 161H115V159H113ZM118 161V160H117ZM39 162V161H38ZM74 162V161H73ZM106 162V161H105ZM126 162V161H125ZM141 162V161H140ZM148 162H150V164H152L153 165V163H158V162H152V161H148ZM202 162V163H201ZM56 163V162H55ZM54 163V164H55ZM252 163H254V164H261L260 166V168H262V170H254L253 169V166H252ZM31 164V163H30ZM58 164V163H57ZM68 164V163H67ZM121 164V163H120ZM223 164H226V165H223ZM20 165V164H19ZM32 165V164H31ZM36 165V164H35ZM34 165V166H35ZM59 165V164H58ZM74 165V164H73ZM122 165V164H121ZM143 165V164H142ZM172 166V164H169V165H167L166 167H160V164H157V165H154L155 167H156V169H154L153 167H151V169L149 168V172H150V174H153L154 172H159L162 168H168V167H170L171 168V166ZM258 165V166H259ZM15 166V165H14ZM69 166V165H68ZM129 166H131V165H129ZM174 166V165H173ZM227 166H228V168H227ZM238 166H240V170H241V172H242V174H235V175H233V176H228V175H226L225 174V176L226 177H228V178H212L211 177V174H215V175H222L220 172H227V170L229 169V167L230 168H234V167H238ZM27 167H30L29 165L27 166ZM54 166H52V168H53ZM109 167V166H108ZM145 167V166H144ZM148 167V166H147ZM186 167V166H185ZM225 167L227 168V170H225ZM20 168H22V167H20ZM100 168V167H99ZM158 168H161V169H158ZM169 168V169H170ZM15 169V168H14ZM54 169V168H53ZM11 170V169H10ZM54 170H56V168L54 169ZM60 170V169H59ZM62 170V169H61ZM116 170V169H115ZM126 171H125V175L127 174V169H125ZM174 169H172V171H173ZM212 170V171H211ZM21 171V170H20ZM57 171V170H56ZM103 171V170H102ZM121 171H123V170H118V171H116V172H118V173H121ZM167 171V170H166ZM181 171V170H180ZM186 171V170H185ZM229 171H230V169H229ZM58 172V171H57ZM66 172H68L67 170H66ZM169 173L171 172V171H168ZM178 172V171H177ZM224 172V173H225ZM6 173V172H5ZM34 173V172H33ZM118 173H117V175H118ZM166 173V172H165ZM169 173H167V174H169ZM173 173V172H172ZM175 173V172H174ZM173 173V174H174ZM181 173H183V172H181ZM122 174H123V172H122ZM38 175V174H37ZM74 175V174H73ZM145 175V174H144ZM165 175V174H164ZM171 175V174H170ZM123 176V175H122ZM140 176V175H139ZM153 176V175H152ZM161 176V175H160ZM159 176V177H160ZM190 176H193L192 178H190ZM210 176V177H209ZM154 177V176H153ZM177 177V176H176ZM208 177L209 178H211V179H208ZM21 178V177H20ZM64 178V177H63ZM70 179H71V177H69ZM97 178V177H96ZM156 178V177H155ZM162 178V177H161ZM174 178V179H173ZM25 179V178H24ZM69 179V180H70ZM163 179V178H162ZM176 179H178V178H176ZM227 180V179H230V180H228L229 182H225L224 180ZM35 180V179H34ZM67 180V179H66ZM118 180H120L119 182H116V183H120L121 182V179L120 178H118ZM127 180V179H126ZM36 181V180H35ZM39 181V180H38ZM45 181V180H44ZM62 181V180H61ZM73 181V180H72ZM251 181V182H250ZM30 182V181H29ZM43 182V181H42ZM41 182V184H43ZM66 182V181H65ZM8 183V182H7ZM30 183H32V182H30ZM36 183V182H35ZM49 183V182H48ZM73 183V182H72ZM24 184V183H23ZM29 184V183H28ZM134 184V183H133ZM181 184H183L182 186H186L184 189H187V190H183V192H180V193H182V194H179V195H176L175 196V198H172V195H171V197H169V196H162V194H163V192L168 188V191L169 190H174V189H176V188H180L181 186ZM8 185V184H7ZM25 185V184H24ZM39 185V184H38ZM50 185V184H49ZM74 185V184H73ZM111 185V184H110ZM136 185V184H135ZM76 186V185H75ZM81 186V185H80ZM25 187V186H24ZM45 187V186H44ZM77 187H79L78 186V183H77ZM137 187V186H136ZM140 187V186H139ZM18 189L20 188V189H22L21 188V186H19V187H17ZM29 188V187H28ZM39 188V187H38ZM43 188V187H42ZM75 188V187H74ZM165 188V189H164ZM51 189L53 190V193L56 195V194H61V193H63L64 192V190H65V185L62 183V182H59V183H56V182H52V185H51ZM83 189V188H82ZM125 189V188H124ZM132 189V188H131ZM163 189H164V191H163ZM204 189H209L210 191H206V190H204ZM47 190V189H46ZM49 190V189H48ZM47 190V191H48ZM73 190V189H72ZM78 190H80L79 188H78ZM130 190V189H129ZM144 190V189H143ZM173 190H172V192H173ZM181 190V189H180ZM179 190V191H180ZM201 191V193L200 194H197L196 192L197 191ZM43 191V190H42ZM127 191V190H126ZM134 191V190H133ZM23 192H24V190H23ZM75 192V191H74ZM91 192V191H90ZM166 192V191H165ZM170 192V191H169ZM218 192H219V194L220 195H218ZM28 193V192H27ZM166 193H168V192H166ZM174 193H176L175 191H174ZM178 193V192H177ZM13 194V193H12ZM97 194V193H96ZM144 194V193H143ZM165 194V193H164ZM170 194H172V193H169V195ZM47 195V194H46ZM73 195V194H72ZM82 195H83V198H82ZM94 195V194H93ZM40 196V195H39ZM38 196V198H40ZM69 196V195H68ZM99 196H100V194H99ZM112 196V195H111ZM14 197H16L15 195H14ZM17 197H18V195H17ZM21 197V196H20ZM20 197L18 198V199H20ZM43 199H45V197L44 196H41ZM48 197H51V195L50 196H48ZM53 197V196H52ZM60 197V196H59ZM71 197V196H70ZM2 198V195H0V199ZM29 198V197H28ZM41 198V199H42ZM73 199L75 198L74 197V195H73V197H72ZM80 198H78V199H80ZM100 198H102V197H100ZM152 198H154V200L152 199ZM170 198H172V200L170 199ZM42 199V200H43ZM47 199V198H46ZM60 199V198H59ZM105 200H106V198H104ZM129 199V198H128ZM39 200V199H38ZM112 200V199H111ZM153 200V201H152ZM47 201V200H46ZM56 201H57V199H56ZM58 201H60V200H58ZM57 201V202H58ZM99 201V200H98ZM151 202V203H149V202ZM156 202V204L155 203H152V202ZM15 202H17V199H16V201ZM75 202V201H74ZM133 202H137L136 204H132ZM143 202H145V203H143ZM6 203V202H5ZM62 203H64V202H62ZM67 203V202H66ZM73 203V202H72ZM78 203V202H77ZM77 203H75V205L77 204ZM94 203V202H93ZM115 203V202H114ZM149 203V204H148ZM259 204L263 209H261V210H257V212L255 213V214H252V216L249 218V216H247L248 218H249V220H246V221H242L241 219H235L233 216H231V215H228L229 213H233V210L235 211V210H237V209H240V208H244V207H252L251 206V204ZM1 204V203H0ZM4 204V203H3ZM12 204V203H11ZM23 204V203H22ZM56 204V203H55ZM58 204V203H57ZM9 205V204H8ZM45 205H46V203H45ZM65 205L66 204H63V206H62V208L60 207V208H53L52 207V210H54V211H52V210H50V211H52V212H50V216L49 215H47V216H49V218H48V220L46 221V220H44L43 218H41L43 221L42 222H39L42 226H44V225H48L49 223L50 224H52L53 223V221H54V223L56 222L58 225L59 224H61V221L63 222V218H64V213H62V211L61 210H67V209H65V208H63V207H65ZM95 205H96V203H95ZM104 205H105V203H104ZM117 205V204H116ZM3 207H4V205H2ZM6 206V209L8 208L7 207V205H5ZM10 206V205H9ZM43 206V205H42ZM57 206H59V205H57ZM73 207H74V205H72ZM71 206V207H72ZM106 206V205H105ZM111 206V205H110ZM159 206H161L163 209H159ZM258 206V205H257ZM1 207V206H0ZM11 207V206H10ZM45 207V206H44ZM47 207V206H46ZM96 207H97V205H96ZM5 208V207H4ZM25 208V207H24ZM35 208V207H34ZM37 208H39V206H37L35 209H37ZM48 208V207H47ZM112 208H114V204H113V207ZM245 208V209H246ZM10 209V208H9ZM8 209V210H9ZM106 209V208H105ZM4 210V211H1L0 212V217H1V219L2 218H7V217H10L11 218V220L13 221L14 219H15V221L17 222V221H19V222H17V224L16 225H18V227H20V226H22V228L24 227L25 228V233H23L22 235V239H14V238H12L11 239V242H0V245L2 246V248L0 249V264H25L24 262L25 261H23L22 259H23V257H27V256H30V255H33L34 253L35 254H39V252H41V249L40 248H43V254H40L41 255V257H42V260L39 262L38 260H35V261H31L30 263L31 264H46L45 263V261H44V255H46L47 254V251H49L48 249L47 250H44V247H42L43 246V243H41L40 241H38V238H37V235L38 234H36V233H32V232H30V231H28L26 228H28L30 225H29V223L28 222H30V219H28L29 221H27V218H28V211L27 212H24L25 210H20V209H16V210ZM38 210V209H37ZM37 210H35V211H37ZM43 210V209H42ZM46 210V212H48V210L47 209H45ZM103 210V211H102ZM263 210V211H262ZM44 211V210H43ZM262 211V212H261ZM32 212L33 213H35L33 210H32ZM171 212V213H170ZM229 212V213H228ZM38 213H42V212H38ZM250 213V212H249ZM30 214H31V212H30ZM43 214V213H42ZM44 214H46V213H44ZM43 214V215H44ZM242 214V213H241ZM237 215V214H236ZM243 215V214H242ZM32 216V215H31ZM66 216V215H65ZM255 216H258V217H256V218H254ZM33 217V216H32ZM240 217V216H239ZM246 217V218H247ZM35 218V217H34ZM46 218V217H45ZM77 218V219H76ZM231 218H234L235 220H233V219H231ZM243 218V217H242ZM262 218V219H261ZM261 219V220H260ZM4 220V219H3ZM7 220H8V218H7ZM35 221V220H34ZM70 220H69V218H68V222H69ZM162 221V220H161ZM199 221H195V222H199ZM7 221H5V223H6ZM8 222H9V220H8ZM49 222V223H48ZM52 222V223H51ZM65 222V221H64ZM163 222H167V221H163ZM178 222H176V223H178ZM10 223V222H9ZM73 223V222H72ZM79 223V222H78ZM223 223V225H221V226H219L220 224H222ZM14 224V223H13ZM12 224V225H13ZM31 224V223H30ZM75 224V223H74ZM8 225H11V224H8ZM8 225H7V230H8ZM15 225V224H14ZM16 225L14 226V227H16ZM83 225V227H85ZM137 225V224H136ZM52 226V225H51ZM78 226H81V224L80 225H78ZM142 226L143 225H141V228H142ZM50 227V226H49ZM77 227V226H76ZM56 228V227H55ZM78 228H80V227H78ZM92 228V227H91ZM130 228H132V227H130ZM141 228H139L138 230L139 231H142V234L144 233V232H146V231H144V230H140ZM144 228H145V226H144ZM17 229V228H16ZM42 229V228H41ZM47 229V228H46ZM52 229V228H51ZM51 229H49V230H51ZM57 229V228H56ZM59 230H60V228H58ZM65 229H66V227H65ZM77 229V228H76ZM81 229H82V227H81ZM80 229V230H81ZM89 229H90V227H89ZM127 229V228H126ZM146 229H147V227H146ZM4 230V229H3ZM6 230V229H5ZM132 230H133V228H132ZM132 230H130V232L132 231ZM237 230V231H236ZM62 231H65V230H62ZM71 231V230H70ZM127 231V230H126ZM138 231V232H139ZM4 232V231H3ZM73 232H74V230H73ZM134 232V231H133ZM21 233V232H20ZM107 233H110L109 235H107L106 234V236H104L103 237V240H101V239H97V237H99V236H97L98 234H95V235H91V233L88 235V236H86V237H84V239H83V241L82 242H79L80 244H78L77 243V245L74 243V245H68V243L67 242H71V240L73 239V237H72V234L70 233V232H67V231H65V232H62V233H58L59 235H61V236H59V238H58V240L61 242L60 243V247L58 246H56V248L55 249H53L54 247L52 246V245H50L51 247H53L52 249H53V253L54 254H52L51 255V262L53 261V264H96V261H94L95 260V256H98L99 255V257H97V259H102L103 257H105V258H111V256H110V254H111V250L112 249H117V248H119V247H123L124 245H127V247H128V245H129V243H127L126 242V236H121L120 234H116V233H114V232H107ZM137 233V232H136ZM19 234V233H18ZM17 234V235H18ZM141 234V235H142ZM217 234V235H218ZM70 235H71V237H70ZM128 235H129V231H128ZM160 235V234H159ZM74 236H75V234H74ZM161 236V235H160ZM38 237H39V235H38ZM48 237V236H47ZM56 237H57V232H56ZM70 237V238H69ZM101 237V236H100ZM41 238H43V237H41ZM55 238V237H54ZM93 238V240H90V239H92ZM102 238V237H101ZM129 238V237H128ZM4 239V238H3ZM46 239V238H45ZM48 239V238H47ZM206 239V238H205ZM69 240V241H68ZM74 240V239H73ZM148 240H151V241H153L151 244H144V243H146ZM5 241V240H4ZM7 241V240H6ZM46 241H48V240H45V242ZM49 241H50V239H49ZM48 241V242H49ZM80 241V240H79ZM129 241V240H128ZM141 241V242H140ZM199 241V242H198ZM134 242V241H133ZM204 242H206V241H204ZM209 242V241H208ZM53 243H54V241H53ZM181 243V242H180ZM219 243V242H218ZM49 244V243H48ZM51 244V243H50ZM56 244V243H55ZM58 244H59V242H58ZM62 244H63V246H62ZM85 244V245H84ZM103 245V246H102ZM207 245H209V244H207ZM41 246V247H40ZM55 246V245H54ZM142 246V247H141ZM144 246H147V247H144ZM224 246L226 247V244H224ZM51 247H50V249H51ZM103 247V249H104V252H105V254H103L102 252H101V249L100 248H102ZM129 247H130V245H129ZM145 248H147V251H144V249ZM206 248V247H205ZM209 248H210V245H209ZM227 248V247H226ZM73 249V251L76 253L74 256H71V255H73L71 252H70V250H72ZM4 250V251H3ZM149 250H151V253H150V258L153 260H151V259H149L148 257V259L146 258V253L149 251ZM215 250V249H214ZM209 251H211V249L209 250ZM101 252V253H100ZM208 252V251H207ZM16 253H19V255L20 256H16L17 254ZM45 253V254H44ZM227 253H228V257L226 256L227 255ZM67 254H69L70 256L68 257L67 256ZM165 254V253H164ZM165 254V255H166ZM208 254V253H207ZM214 255V254H213ZM259 255V256H258ZM103 256V257H102ZM212 256V255H211ZM13 258H15V260L14 261H12V262H9V261H11ZM160 258H161V256H160ZM228 258L230 259V260H228ZM194 259V260H193ZM211 259V258H210ZM214 259H215V257H214ZM66 260V263H64V261ZM197 260V261H196ZM239 261L240 262H242L243 263V261L244 262H246L245 260H243V261H241L240 259H239ZM258 262V261H257ZM97 264H98V262H97ZM99 264H109V263H107V262H101V263H99ZM127 264H133V262L131 263V262H127ZM136 264V263H135ZM239 264V263H238ZM255 264H256V262H255Z\"/></svg>","mask_w":264,"mask_h":264}]
</instances>
